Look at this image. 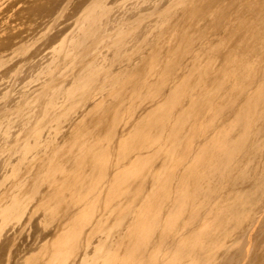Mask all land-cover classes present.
<instances>
[{
	"label": "rangeland",
	"instance_id": "1",
	"mask_svg": "<svg viewBox=\"0 0 264 264\" xmlns=\"http://www.w3.org/2000/svg\"><path fill=\"white\" fill-rule=\"evenodd\" d=\"M257 2L0 0V264H129L134 248V257L144 255L150 264H161L170 257L159 243L163 230L168 240L202 242H192L175 264H264V119L258 122L262 126L255 122L251 127L259 126V133L262 127V138L255 133L261 144L250 131L245 141V148L254 149L255 139L261 149L252 156L245 148L237 151L228 166L233 180L223 176L214 191H201L191 201L180 199L182 189L176 185L183 163L191 161L189 153L176 167L173 181L167 180V191H156L159 184H154L164 182L165 172L200 141H191L192 132L214 112L205 105L194 116L183 105L193 91L194 98L200 89L211 93L210 80L221 78L224 53L242 54L241 40H250L254 31L253 14L264 8V0ZM101 4L109 10L101 21L120 20V30L110 24L111 37L104 40L101 29L95 30V22L85 17L99 12ZM120 39L123 63L110 44ZM92 45L96 47L90 50ZM184 48L190 50L186 55ZM247 54V62L251 55L249 62L254 63V55ZM112 59L111 72L121 71L116 82L82 96L81 80H74L78 70L83 67L82 77L98 72L97 87ZM190 83L199 84L198 90L182 100L175 96ZM246 96L241 94L211 129L239 138L244 127L235 123V107ZM154 98L162 101L147 112V124L129 127L153 107ZM175 98L180 105L172 103ZM225 99L221 94L215 103ZM95 100L98 104L90 108ZM164 108L173 110L161 128ZM183 111L188 123H197L187 128L190 134L178 151L168 134ZM126 128L129 133L120 136ZM137 151L142 155L135 159ZM153 169V178L145 176ZM216 215H224L226 223L214 225ZM84 250L89 255L81 262Z\"/></svg>",
	"mask_w": 264,
	"mask_h": 264
},
{
	"label": "bare ground",
	"instance_id": "2",
	"mask_svg": "<svg viewBox=\"0 0 264 264\" xmlns=\"http://www.w3.org/2000/svg\"><path fill=\"white\" fill-rule=\"evenodd\" d=\"M262 2H263V0H262ZM257 3H259L260 5L263 4V3H260V0H258ZM260 5H258V6L260 7ZM258 6H257V9L259 8ZM255 9H256V7H255ZM245 10H248V9L246 8ZM108 11L109 10H108L107 5L101 4V5H99V12L97 11V13L95 14L96 11L93 10V11H90L89 14L87 12L85 15L86 19L88 18V20L91 24L93 22H95V24H96L95 30L97 28L101 29L99 32L100 35L103 36V39H101V40H104V37H106V38L111 37V32H110L111 28L109 27L110 24H113V26H115L113 28H115V30L117 32L120 30V27H119L120 20L106 17V19L101 21V16H103V15L106 16ZM255 11L257 12V13H255L256 15L253 14V12H251L254 16H256L255 18H257V19L254 18V20H255L254 26L255 27H253V30H254L253 33L252 34L249 33L251 35L250 40L246 39L243 36L246 40L242 39L240 42V43H242L241 44V50H239L240 48L238 50L241 51L242 54H239L238 55L239 57L236 55L234 56V54L230 55V53H229L230 56H227L224 53V55H223L224 60L222 59V61H225V63L222 62L224 64V66L221 63L222 64L220 66L221 70L219 71V73L222 72L221 75L219 74V76L221 78H217L215 75L213 80L212 79L210 80L211 84L213 82L215 83V84L213 83L212 85L209 84V86L211 85L210 87L212 89L210 88L208 90L211 93H209L208 91L204 92L202 89H200L194 98V95H192L194 92L193 90L194 89L198 90L197 86L199 84L198 85L195 84V86H193L190 83L189 85H186V87L184 86L185 88H183L182 91L180 89L181 93L178 96H177V94H175L176 97L180 96L181 100H182L183 96L185 98L186 95L188 96V93L193 91L192 94H189V96L190 95H191L190 97L193 96L192 98H194V99H192L188 96V98H189L188 101H186V103L184 105H183V103H184L183 102L181 105H183V107H186V109L192 108V112L194 113V116H196V115L200 116L202 108L205 107V105H209V106H211V109L214 112V116L212 118H210L209 122L206 125H204V126L202 125L201 127L194 129V131H196V133L192 132L193 136L191 138V141H193L194 138H195V140L199 138L200 141L198 142V144H196V146L192 145V147H190L188 149V151L187 150L184 151L183 152L184 156H182L183 158L181 160L175 161L176 165L174 164L172 166L171 170L165 172V174H164L165 181L164 182L158 181L157 183H154L156 187L159 184V190H156V191H167V187H168L167 180H169L170 182L173 181V176L176 175L175 174L176 167L185 161V159L189 155V153H190V160L191 161H189V162L185 161V163H183L184 166L182 167V169L178 175V176H180V174H181V176L179 178L181 180V183L176 185L177 188L182 189L181 193H180V199H183L185 201H189V200L191 201L193 199H196L197 196L199 195V192H201V191L207 190V193L214 191V189H216L217 185L221 182L220 179L223 176H227L229 179L233 180V177L231 176V170H229L228 166H229L230 162L234 159L237 151L239 149L245 148V141L247 139L248 132L249 131L252 132L254 134V137H255V133H257L256 137L258 136V134L263 133L264 129H263V131H261L262 127L260 128V133L258 132L259 129L257 131V127L259 128V126H257L253 131H251V127H252L253 123L255 124V122H257L255 124V125H257L261 119H264V8L258 9V11L257 10H255ZM224 12H222V13H224ZM226 16H227V14H226ZM226 16H224V17H226ZM218 17L219 16H217V19H218ZM220 17H221V15H220ZM239 18H240L239 20H241V17H239ZM224 19H226V18H224ZM244 21H246V20L244 19ZM82 22L83 21H80L78 23L79 27L82 26ZM218 23H221V22H218ZM248 23H250V22L248 21ZM248 23H245V24L247 25ZM217 25H219V24H217ZM250 26H251V24H249V28H250ZM246 31H247V29H246ZM249 31H251V30L248 29L247 32H249ZM84 34H85V36H89L90 32L87 31V32H84ZM235 34L236 35L239 34V31H238V33H235ZM99 37H98V39H99ZM96 40H97L96 38L92 37L91 41H92V43H97ZM184 40H185V38H184ZM83 42L84 41L79 40L77 42V45H82ZM123 43H124V39L116 40L113 43L110 42V44H113L115 47V49H114V50H116L115 55L117 56V54L120 53L119 55L122 56V58H119L117 56L119 58V60L124 59L126 61V59H125L126 57L124 56L125 58H123V55H121L122 50H123V49H121L123 47L122 46ZM235 44H237V42ZM187 45H185V46H187ZM92 46H93V48H89V47L88 48L90 50H92V49H94V47H96V45H92ZM187 47L189 48L190 46H187ZM184 49H183V51H184ZM252 50L254 53L252 52ZM188 51H190V50H188L186 48L185 52H183V54L185 53V55H186L187 54L186 52H188ZM244 51H245V55H243ZM231 53H234V52H231ZM247 53H249V54L251 53L254 55V58L252 57V59H254V61H253L254 63H250L251 62L250 61L251 55H249L250 56V58H249L250 62L249 61L247 62V58H246L248 55ZM180 54H181V56L183 55L182 53H180ZM224 56L227 57L226 60H225ZM116 58H114V59H116ZM119 60H117V61H119ZM112 61H113V59L111 60V63H109L107 68L103 71V74L101 76V81H103L102 85L99 84L100 86L98 85L97 87H95L96 86L95 84L97 83L96 81L100 80L99 75H97L98 72L92 71L90 75L86 74L82 77V74H80V73L82 72L83 67L78 70V73L76 74L77 76H76V78H74V80H76L77 78L81 80V83L79 84L78 89L80 90L79 93H82V96H84V95L86 96L87 94H90L89 92H90L91 88L97 90L95 93H99L102 90V86L104 88H107V85H112L113 81L116 82V80H117L116 78L118 77V75H119L118 72L120 70H118L119 68L118 69L114 68L115 71L116 70L117 71L111 72L110 67H111V65L112 66L114 65V63H112ZM92 62H93V60H90L89 63H87V65H90V63H92ZM113 62H115V61H113ZM119 62L123 63L122 60ZM175 62H178V61H175ZM179 63L180 62H178V64ZM116 65L120 66L122 64H116ZM174 65H176V63H174ZM222 66H223V68H221ZM120 68H122V67H120ZM166 71H168V70H166ZM166 71L164 70V72H166ZM169 72H171V71H169ZM204 73L206 74V72H204ZM204 73H202V74H204ZM170 75H173V74H170ZM217 75H218V73H217ZM206 76L209 77L208 72H207ZM200 77H202V75ZM200 79H202V78H200ZM104 81H105V83H104ZM230 81H232V84L228 85V82H230ZM161 83L163 84V82H161ZM164 83H165V79H164ZM167 83H165V84H167ZM253 83H254V86H253ZM186 84H187V82H186ZM173 87H171V88H173ZM171 88H170V91H171ZM220 92H222L221 93L222 96L224 98H226L225 102L221 103V104L215 103L216 97L221 95V94L218 95ZM246 92H247L248 96L244 97L241 101V104L238 105L237 107H235V119H236L235 123H238V125L240 124L244 127L243 132L241 134H239V138H236V135L231 137L227 133H223L222 131H219L218 130L219 128H216L215 131L212 130L211 128L215 127L214 123L218 121L217 117H219L224 111L232 110L234 102L236 101V99H238L241 94H244ZM165 96H166V94H164L162 96V98ZM175 99H174L175 101H173L172 103L175 105H180L179 103L181 101L178 100L177 98H175ZM161 101L162 100L159 98L156 100H155V98L152 99V102L154 103L152 105L153 107L150 108L149 110H147L146 112L141 113L139 115V118H137L134 121V123L130 124L129 127H131L133 125L139 126V125L147 124L146 123L147 119L145 120V118L147 117V112L151 111V109H153L154 106L159 104ZM94 102L95 103H93L90 108H93L96 106V104H98V102H96V100ZM172 110H173V108H169V109L164 108L161 110V113L159 116L161 128H162L163 124H165L166 121H168L171 118ZM182 110H184V109L182 108ZM185 114H186L185 111H183V113L182 112L180 113L181 116L179 117L178 121L175 122V125H174L172 131L169 132V134H168L169 138L172 139L173 142L175 143V150H178V151L180 150V144H181L183 137H188L190 134V133L188 134L187 128L188 127L190 128L197 123L196 120H193L192 122L188 123V120L186 119L187 115H185ZM263 121L264 120H262V122ZM221 124H222V122H221ZM185 125H186V130H184ZM215 125H216V123H215ZM255 125H254V127H255ZM258 125L262 126V123H260ZM126 130H127V128H126ZM128 133H129V130L122 132L120 134V136H123V135L128 134ZM261 136L263 137V134ZM261 136L259 135L258 138H262ZM256 137H255V139H256ZM255 139H254V149L252 146L245 148V151L247 153H249V155L252 152H254V154H255V152L257 150L261 149L259 147L260 146L259 143L256 144L260 139L258 141L256 139L257 142H255ZM260 144H261V140H260ZM195 147H196V149H194ZM258 148H260V149H258ZM136 149L139 150L140 148H136ZM24 150L25 149H23V151ZM193 150H194V154H193ZM141 155H142V152L137 151L134 154L135 159L140 158ZM250 156H252V155H250ZM165 160L167 161L166 158H165ZM162 163H165V161L162 160ZM156 170L157 169L147 171L145 173V176L148 175L149 177L152 176L151 178H153ZM229 171H230V173H229ZM148 172H150V173L148 174ZM211 181H213V182H211ZM154 184H153V186H154ZM205 196H207V198L210 197V195H208V194H206ZM132 204H134V203H132ZM192 205H194V203H192ZM196 207H197V204L194 207L195 209L193 208L194 209V211L192 212V218L193 219L198 215V208H196ZM236 215H238V214H234L233 216H236ZM226 219L227 218L224 215H216V217L214 219V223H215L214 225L222 226L226 223ZM154 220L155 219H152L150 226H152V222ZM156 222H157V220H156ZM172 225L173 224H170L169 228L168 227L167 228L170 229L171 227H173ZM192 242L196 243L198 245H199V243L202 244V242L199 239H196L194 241H188V239H185V237L177 238V239H176V237H174L171 240H168V232H167V230H163L159 236V243L165 245L164 252H165V254L170 255V257L163 260L161 264H175L176 262L180 261L186 255L188 248H190L192 245H194ZM139 250L143 251V247H140ZM134 252H136V248H134L131 251L129 264H145L146 262L148 264H150L149 261L144 258V255H139V256L134 257L135 256ZM88 255H89V253L86 250H84L82 255H81V262L83 260H85L88 257ZM151 262L153 264L154 261H151ZM111 264H114V263H111ZM206 264H212V262H210V263L206 262Z\"/></svg>",
	"mask_w": 264,
	"mask_h": 264
}]
</instances>
